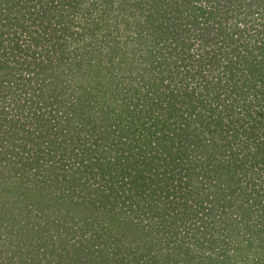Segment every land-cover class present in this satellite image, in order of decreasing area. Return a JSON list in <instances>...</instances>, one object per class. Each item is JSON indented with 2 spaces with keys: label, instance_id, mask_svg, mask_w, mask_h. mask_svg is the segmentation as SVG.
Here are the masks:
<instances>
[{
  "label": "trees",
  "instance_id": "16d2710c",
  "mask_svg": "<svg viewBox=\"0 0 264 264\" xmlns=\"http://www.w3.org/2000/svg\"><path fill=\"white\" fill-rule=\"evenodd\" d=\"M14 1L5 21L15 30L0 33V264H264V0H172L167 23L147 18L165 0ZM90 6L103 20L140 9L143 29L124 17L111 38L131 40L118 60L69 52L70 19ZM164 6L154 13L169 15ZM139 37L154 43L136 50ZM90 129L120 150L108 176L95 141L73 160L49 149ZM93 174L105 184L99 208L81 195ZM84 211L112 212L102 247L88 244L89 218L71 215ZM189 237L232 255L176 259Z\"/></svg>",
  "mask_w": 264,
  "mask_h": 264
},
{
  "label": "rangeland",
  "instance_id": "374dc122",
  "mask_svg": "<svg viewBox=\"0 0 264 264\" xmlns=\"http://www.w3.org/2000/svg\"><path fill=\"white\" fill-rule=\"evenodd\" d=\"M41 1H43V0H41ZM65 1L68 2V0H65ZM71 1H73V0H70V2ZM91 1L92 0H87L86 3H91ZM4 2H5V5H3V6H5V7H2L0 9V33H6L7 32V33L11 34V32H13L15 30V27L13 25L12 26L7 25L5 19H7L8 17H12V18L14 17V14H10V12H11V10L17 11L16 10L17 5L15 4L14 0H4ZM31 2H32L31 4H33V3L36 4V0L35 1L32 0ZM165 2H166L165 4H167V6H164V8H165V11H167L170 9L173 1L172 0H165ZM72 4H76V0H74ZM165 4H163V5H165ZM116 5H117V2L114 4V6H116ZM163 5L161 7H163ZM48 6H49V4H48ZM243 6H245V3L242 4V8L237 7V9H236V12H238L240 15L243 12L242 11ZM156 7L157 8H155V10H152V12L149 11L148 14H151V15L147 14L148 19H149L148 16H150V18H153V16L154 17L156 16V18L158 20L166 21V23L170 22L168 19H170V20L174 19V14L172 13V11H173L172 8L170 9L169 15L165 16V14H163V12H162L163 9H161L158 12V14L154 13V12H156V10L161 8L158 6H156ZM112 9H113V11L111 9H109V10L107 9L109 15H107L108 19L106 18V20H103V17H101V18L99 17L100 13L99 14H97V13L91 14L92 6H90L89 9L84 12L85 15H80V16H76V17H72V18L69 17V18H71L70 19L71 23H69L71 25L70 26L71 31L75 32L71 36H68L67 40L65 39V41H64L65 44H67V47H70L69 52L72 51V53H73L74 48H79L77 50V52H75V53L77 54L78 57L82 56V58H83L84 56L86 57V55L82 51H85L87 49L88 53L92 56H95L94 53L97 52V53H101V56L103 55L102 57L106 56L107 60H108L107 55L112 54L113 56H115V58L117 57V60H118V58H120V56H118V55H121L122 52H124V51H129L131 40L121 41L119 39H115L113 41V43H111V40L113 39V36L116 35L115 34L116 29H119V27L122 28V26L125 25V22L123 21L124 17L126 18V20L128 22H130L132 24V26L130 24V28H127V29H130L132 31L135 30L136 32L139 31L138 27L143 29V27L140 26L141 23H139L140 20H143V18H141V16H140V12H139L140 9H137L135 7H131V8L129 7L128 10L125 11L124 16L118 17L117 19L113 18V17H115V18L117 17V15H116L117 13L114 12V8H112ZM154 14H156V15H154ZM21 15L23 16V14H21ZM25 20H26V22L24 20H22V22H21L24 24L23 26H26L30 23V22H28L27 16H25ZM249 24H250V22H249ZM106 27H108V28H106ZM249 28L250 27H248V29ZM87 29H89V30L87 31ZM126 30H124L123 32H127ZM108 31L113 32V34L111 36L106 35L105 32H108ZM120 32L121 33L118 32V35L122 34V31H120ZM144 36H147V35L145 34ZM131 37L134 38V35ZM123 38H125V37H123ZM153 43H154V41L150 37H139L138 39L135 38L133 46L135 47L136 50L139 49L138 46H140V48H143L144 50H146V48H149L150 46H152ZM95 45L97 46V48H96L97 50L95 49ZM112 46H114L115 51L112 50ZM115 47H116V49H115ZM134 47H132V48H134ZM69 52L66 55L67 56L66 59H71V57L73 56V54L72 53L69 54ZM141 52L142 51L140 50L138 53H136L133 56L134 61H138V62L141 61V59L139 58ZM103 63L105 66L107 65V63H105V61H103ZM146 64L147 63H143V66H145ZM88 65H91V63L84 62V66H88ZM102 66H103V64H102ZM36 71H39V70L37 69ZM86 71H87V69L85 70V73L83 74V77H82L83 80H84V78H87L91 75V74L87 75L88 71L87 72ZM106 79H108L107 74H105L103 81ZM86 81H84V82L86 83ZM66 83L70 86L69 91L72 94L73 93L75 95L78 94V90L76 89L74 80H69ZM58 86H59V84L57 83L55 87L57 88ZM11 91H12L11 89H7L6 92L3 90L2 94L7 93L8 96H10ZM63 124H66V121H64ZM31 128H33V127H31ZM105 136H108V138H111L108 134H105L103 132L102 133H96L95 130H91V129L88 130V132L81 130L79 133H76V137H79L80 140L78 138H74V137L71 138L70 135L63 133L59 136H57V135H56V137L54 136L53 142H54V139L56 138L55 139L56 147H55V144H52L51 148L49 147V149H51L56 154L54 159L59 158V155H60V153H62V149H63V151H67L66 153H68V154H66V155L69 156L70 158H72V160H73L74 158H79V157H74V155L78 156V154H79V153H77V152H79L78 144L85 143L84 147H86V148L89 144H92V148H94L95 145H94L93 141H95L97 144H99L100 150H102L101 153H102V160L104 163V170H103L104 171L103 177H104V176L109 175V171L111 170V167H109V164L113 161V159H115L116 155H119L118 153H120V152H118L119 149H117L113 145L109 146V144H107L104 146V144L106 143L105 142L106 140L103 139V137H105ZM19 139H21V138H19ZM107 140H109V139H107ZM9 142H10V140H9ZM11 142L14 145L16 144L15 140H12ZM16 142L19 143L20 141L16 140ZM33 142H35V141H33ZM47 143H49V141L48 142L46 141L45 145ZM12 144H8V146H10L9 148H11ZM95 147H97V146H95ZM109 150H110V152H109ZM99 152L100 151H95V153H92V154L90 153V156L94 157L95 155L99 154ZM80 153L85 155L84 149L82 151H80ZM87 179H88L87 184L91 185V188H87V189L83 190L81 192L82 193L81 195L83 197L84 194L86 195L87 193H90L91 194L90 199L95 201L97 203L95 205V207L99 208L100 205L98 202V198H100V196L102 195L101 191L105 185L104 180H101L102 177L99 174H97V175L93 174L91 176V178L88 177ZM94 188H97L98 190L96 192H94L93 191ZM87 198H88V195H87ZM104 201H106V200L101 199L100 204H101V202H104ZM107 208L108 207L101 209V210H106ZM123 211H126L127 213H129V216H133V214H135V213H131V211L129 212L127 209H124ZM99 212H100L99 214H96V213H92L91 211L90 212L84 211V212H79V213L73 212L71 214V215H76V218L80 217L81 219L84 216H86L91 221L89 231L86 234L87 236L90 237V241H88V244L91 245V248H97L98 244H100L101 241L102 242L99 245L100 247H102L104 244H106V242L103 244V241L107 239L105 236H103V233H107L106 235H109L110 233H114V229H115V219L112 216V212H110V214H106V215H104V213H102L101 211H99ZM197 224H199V223H197ZM191 230L194 231V228H192ZM241 236L244 237L245 241L249 238L248 233L246 231H242ZM184 242L186 243V245H184V246L188 245L190 248H193L192 250L189 251V253L186 252V254L185 253L182 254L180 252L175 253L176 259H183L184 262H186L189 258L194 256V257L200 258L201 263H202L203 259L207 258L210 255L214 256L215 254H218L222 251L229 252L232 255V251L229 250V248L226 249L222 245L217 246V244H216V246H214L213 244L210 245V243H207V244H204L202 246H199L198 244L193 243V241L191 240L190 237L188 240H185ZM253 260H254V258L250 262L245 263L244 260L231 258L229 261H230V264H255V262H253ZM215 262L216 261L213 262V260H212V261H210V264H217ZM171 263L172 264L173 263L185 264V263H181V261L179 263L172 261ZM207 264H209V263H207Z\"/></svg>",
  "mask_w": 264,
  "mask_h": 264
}]
</instances>
